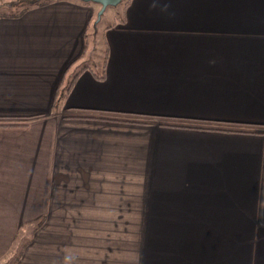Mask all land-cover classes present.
<instances>
[{
  "label": "crops",
  "instance_id": "0c3cea01",
  "mask_svg": "<svg viewBox=\"0 0 264 264\" xmlns=\"http://www.w3.org/2000/svg\"><path fill=\"white\" fill-rule=\"evenodd\" d=\"M98 8L0 17V263L264 264V0H128L101 79Z\"/></svg>",
  "mask_w": 264,
  "mask_h": 264
},
{
  "label": "rangeland",
  "instance_id": "374dc122",
  "mask_svg": "<svg viewBox=\"0 0 264 264\" xmlns=\"http://www.w3.org/2000/svg\"><path fill=\"white\" fill-rule=\"evenodd\" d=\"M2 1H9V0H0V2ZM13 1V0H11ZM124 5V0H121L119 4H117L116 6H107L104 11L101 13L99 19L94 22L96 20V13L93 16V25L95 27V29L97 30V32L95 33V29L94 32L92 34H88L86 37L87 40V55L91 56V60L92 61H96L98 59V61H96L97 63H99V65H101L102 60H103V55H104V47H103V43H102V39H101V34H100V29L107 25L110 21H113V15L114 13L118 16L120 15V9ZM1 11V9H0ZM97 12V11H96ZM92 53V54H91ZM70 73V72H69ZM11 120V121H10ZM22 122H25L24 120H12L9 119L7 122H3L4 124H10V125H17V124H22ZM1 123V124H3ZM38 225H40V223H37L35 225H33V227L30 226H26L24 227L22 230H20L17 233V237H19V240H15L17 243L14 246V251H10L9 255H5L3 257V261H1L0 264H11L14 260H16L17 258H19L20 254H21V250L23 248V246L25 245V243L28 240L29 234L32 233L31 230H33L34 227H37ZM18 239V238H17ZM12 246V247H13Z\"/></svg>",
  "mask_w": 264,
  "mask_h": 264
},
{
  "label": "trees",
  "instance_id": "16d2710c",
  "mask_svg": "<svg viewBox=\"0 0 264 264\" xmlns=\"http://www.w3.org/2000/svg\"><path fill=\"white\" fill-rule=\"evenodd\" d=\"M53 0H9V1H2L0 2V17H5V18H17L19 16H21L27 9L33 7V6H44L50 2H52ZM79 1V0H77ZM128 0H124V5H126ZM80 3L83 4H91L92 2H82L79 1ZM94 25L93 22H90L88 24V26L85 29V33H84V50H86L87 48V40L86 37L87 35L90 33L92 34L94 32ZM105 57H106V52L104 51V55H103V60H102V65H101V70L97 71L95 73L96 78L101 79L103 77V65H104V61H105ZM85 67H82L81 69H83ZM78 74V72L76 74H74V77ZM72 76V78H74ZM62 92L60 90L57 89V91L55 92V97L54 100L60 96H62L61 94ZM1 125H5L4 123ZM19 125V124H17Z\"/></svg>",
  "mask_w": 264,
  "mask_h": 264
},
{
  "label": "water",
  "instance_id": "95a60500",
  "mask_svg": "<svg viewBox=\"0 0 264 264\" xmlns=\"http://www.w3.org/2000/svg\"><path fill=\"white\" fill-rule=\"evenodd\" d=\"M79 1L92 2V3L99 5V8L96 12V20L94 21V22H96L99 19L101 13L104 11V9L107 6H116L117 4L120 3L121 0H79Z\"/></svg>",
  "mask_w": 264,
  "mask_h": 264
}]
</instances>
